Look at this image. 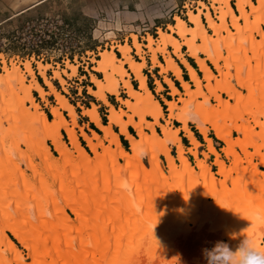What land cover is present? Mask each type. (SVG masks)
<instances>
[{"label":"bare ground","instance_id":"1","mask_svg":"<svg viewBox=\"0 0 264 264\" xmlns=\"http://www.w3.org/2000/svg\"><path fill=\"white\" fill-rule=\"evenodd\" d=\"M233 1L237 5L239 15L232 7L230 0H212L211 6L218 14V20H220V23H218L215 17L211 14L209 6H207L204 2H200V7L198 4L199 1L197 0L198 6L195 10L200 9L198 13L192 12L190 14L189 23L191 26H189L184 19L176 16L178 27L174 28L171 26L170 29L172 30V33L160 29L158 33L160 36L158 35V39H155L152 35H149V37L146 38L148 44L145 47L151 54L153 66L161 68V73L166 74L167 72H172L181 82L184 89V93H182L176 87L172 79L167 76L165 77V83L172 90V95L180 97L178 101H168L167 99H164L169 106V118L166 120V125L161 124V119L164 117L163 108L148 87L147 76L142 72L146 62L145 57L142 55L143 44L139 42L137 35H133V46L129 43L118 46L119 52L122 54V58H119L116 55L113 48V50L101 53L100 60H93L97 63L95 70L102 73L104 77L101 79L92 74V82L94 83L95 88L89 87L88 91L109 108L108 125H104L101 121L100 114L95 104L92 105L91 109H84L83 112V115L89 118L92 123L96 124L103 133L101 136L95 132L93 138L88 134L83 133V137L88 143L89 149H91V151L96 155L95 158H92L86 149L83 148L75 130L78 126L76 109L70 103L68 98L48 78L46 73L48 65L46 66L39 63V70L40 75L44 78L46 84L50 88V95L55 97L58 105L60 106V109L51 107L52 114L54 115L53 120L48 119L45 112L40 109L39 103L36 102L32 94V91L35 90L40 94L43 100H45V96L48 92H46V90L37 81L35 75L36 73L31 66V62L25 64L27 69L25 72L21 71L16 65L12 68H8L6 64L4 68L5 74L0 72V112L4 113V117H0V144L5 145L4 143H6L11 135H16L15 133H18L15 130H18L19 128L24 127L27 130H20L22 134L25 135L26 141L30 140V135L38 138L40 136V132H43L47 139L52 140L55 146L54 148H56L57 152L61 156L59 160H56V157L50 153V149L47 147V140L43 139L45 159L48 164L54 167V165L57 166V164L65 162L62 175L60 172H53L54 177L57 178L61 186L60 189H64L66 191L67 186L64 181H66V179L70 180L69 176L73 180L76 179L77 181H80L83 171H85L88 175L89 188L84 189L82 194H79V197L76 195L78 199H73L71 197L72 195L68 198V206L77 217L76 220H72L62 207L63 203L59 201L60 199L58 200V196L56 195V197H54L55 194H53L54 192L51 190L52 187L48 185V180L39 178L42 182L40 185H42L44 191L43 194H41V198H36L37 195L33 192L34 185H32L34 183L31 180V182L29 181L30 178L27 176L26 171H20L23 169L19 166V162L23 160L24 155L21 156L20 161L16 162V157L12 158L10 154L11 152L9 153L5 148V150L0 148V169L2 170L0 173V181L3 182L7 178L11 180L14 178L12 182L8 181L7 186L11 187L10 190L14 188L18 191L14 193L15 196L13 198H10L9 193H6L7 191L0 194V254L7 253L8 256H12L9 261L3 262L4 260H2V263L0 264H13L14 261H16L17 264H31L26 260L17 245L14 244L10 236L7 234V230H9L22 244V246L29 251V256L32 258L34 264H119V261L117 260L120 257L119 253H122L123 251L126 253L125 249L128 248L125 247H130V244L133 242L135 243L136 239H139L138 236L141 235V228L139 229V225L135 224L138 220L136 218L132 220L131 214L124 211L123 207H125L127 203L125 199L122 200L120 197L122 196L121 192L118 191L120 194L119 196V194L117 195L115 191L116 181L118 184H122L121 181L123 179L126 180L127 173L129 171L131 173V177L135 181L134 192L137 191L138 193L143 194V201L153 198V201L155 200L157 203L163 201L162 205L165 206L167 201L165 188L168 186L171 178L175 180L183 177L188 178L193 189L195 188L197 190L199 189L204 191L207 199L210 197L218 199L221 191L227 186L229 180L230 183L234 182L233 177H231V173L233 171H241L239 176L241 178H243V175L249 173L246 172L247 168H243L241 164L242 159L240 156V150L242 148L244 149L242 153L248 161L252 156V153L249 151V147H252L255 149V154L253 155L262 159L264 163V155L261 154L260 151V148L263 147L261 145H255V143L258 142V137H250L247 132L248 125H245L244 121L241 122V124L237 123L238 119L236 112L238 109L236 105L231 103V100H236L237 103L241 101V106L245 104L242 102L243 97L241 91H237V89L231 87V79H234L233 75H236V72L235 74H232L231 70L234 69L232 66L237 57L236 54L234 55V51L238 52L236 43L240 42V40L244 41L243 36L246 31L250 32L252 29L254 31L257 29L259 36L263 38L260 41H255L256 36H251L253 39H251L253 42L252 46L254 47L253 50L257 55L256 59L260 60V62L261 60H264V56L261 58V55H264L262 54L264 53V0H258V3H254L253 0ZM247 7L250 10H248ZM190 10L191 9H189L187 13ZM201 15H204L207 18V22L209 24L208 28L213 32L212 35L208 32L207 26L204 24ZM230 19L233 21L232 25L229 22ZM231 27H233L235 31L232 30ZM253 30L250 34L254 32ZM225 33L227 35H224ZM174 34H177L178 37H175ZM199 41H201V43ZM169 46L173 48V54L181 59L182 63L187 68L191 82L194 84L195 88H193L190 82H187L183 78L182 69L172 57V53L168 51ZM182 46L187 47V54L196 61L200 71L204 74V78L207 83L204 84L202 78L198 76L195 68L184 57L181 50ZM224 47L231 49V59L227 58L222 51ZM134 48L137 50V54L141 57L143 62H138L133 59L131 51ZM158 53H163L165 55L167 62L166 65H163L158 60ZM202 55H204L205 58ZM247 56L248 55H244V57ZM251 58L252 57L249 56L247 57L249 63H247L248 66L245 68L253 71L254 68L251 66ZM207 61H210L215 66V69L219 73L218 75L210 68ZM221 62L225 63V67L222 66ZM237 64L239 65L240 63L237 62ZM126 65L129 66V70L126 69ZM68 68L72 70L70 76L76 75L78 70L77 66L68 63ZM226 69L229 71L227 74L225 73ZM239 70L241 69L239 68ZM26 72L30 77H32L31 79H33L31 81V85L27 84ZM260 72H262V70ZM252 73L254 74V72ZM54 75V78L59 80L62 85H65V79L62 72L57 70ZM131 75H134L135 80L139 82V89L133 86L130 79ZM255 76L260 77L257 74H255ZM240 78L239 81L241 83L239 85L242 88L253 91V88L246 84L244 74H242V77ZM157 85V92H159L163 89V85L160 81H157ZM121 86L126 89V93L130 99L120 98L119 89ZM6 87H8V90L12 93L10 96L13 99L12 102H10V98L4 93ZM220 92L226 93L230 100H225ZM208 93L215 98L219 107H215L210 103ZM108 94L118 97V100L121 104L126 106L128 111L118 110L115 106H113L108 100ZM200 98H204L205 101L200 102L198 100ZM28 102L31 103L30 106L27 105ZM179 103L182 105L180 106ZM261 107H264V105H261ZM261 107L258 108L257 112H251L249 114H254V122L258 127L261 126L259 115H262L261 113H263ZM62 110L69 112L73 121L72 125L65 118ZM128 112H132L133 114H129ZM15 113H18V116ZM148 116L152 117L155 122L148 121ZM125 117H128L127 121L124 119ZM136 117H138L140 121H136ZM4 120L10 123L8 128H6L7 126H4ZM173 120L182 123L183 128L174 130L171 127V122H173ZM227 121H230L233 128H236V130L241 134L242 137L238 138L237 141L232 138L231 133L233 128L227 124ZM190 123L196 124L197 129L205 137L209 153L203 152L201 154L199 152L200 142L190 128ZM113 126L120 128V134L114 131L112 128ZM130 126L139 133L140 139L130 133L128 129ZM156 126L161 127L163 136L157 133ZM39 129H41V131H39ZM62 130H66L68 132L72 148L68 149V145L66 146L64 143L61 132ZM146 130H150L152 134H148ZM210 130L214 131L219 140L227 144V147L223 149V152L226 156L233 158L235 167L231 168V170L227 169L225 161L221 159L220 153L215 148L212 139L208 135ZM180 131L185 132V137L190 139L192 145L194 146L190 148L188 152L183 145L182 138L179 134ZM120 135L126 137V139L130 142L132 153H129L123 146L119 138ZM31 140H33V137ZM40 140V142L43 141L42 139ZM33 142L32 144H34ZM107 142L110 143L109 146H106ZM170 145L178 147V157L181 166L177 164L175 158L172 156ZM114 146L116 148H114ZM157 147L161 148L163 155L167 157L170 170L166 171L160 157L155 154V149ZM100 149H103L102 154H99ZM146 150L151 151V168L158 173L159 181H157V183L146 181L145 184L147 185L144 186L141 179L143 175H141V178L138 176L139 167L137 168V165H141V172L143 174L145 172L148 173L146 167H144L141 163L143 153ZM189 154L195 157L197 168L199 170L192 166L189 161ZM200 154L204 157L203 159ZM210 154L216 156L215 165L218 167V172L216 173L212 171L207 162V157ZM7 156L8 159L11 160V166L8 167L6 165L5 169H2V163H4ZM120 156L124 158L128 166H124L120 163ZM24 161L29 163L28 168L33 165L35 166V164L30 162L29 159L25 158ZM74 165H78V167L76 168ZM78 168L81 171H79ZM14 169L21 172V178L18 179L15 174L12 177V171ZM35 171L36 170L33 172L36 173ZM9 173H11L10 176L8 175ZM132 174H137V176L135 177ZM4 175L7 177H3ZM201 175L204 177L201 178ZM258 175L260 174L258 173ZM169 176L171 178H169ZM218 176H222V178L225 177V180L219 179ZM86 179L87 178H85V180ZM102 182H104V184ZM129 184L131 185V182ZM36 186L37 184L35 187ZM69 187L70 186H68V188ZM120 187L122 186L120 185ZM5 188L8 187L5 186ZM244 188L245 187L243 186V189ZM20 189H24L26 194L23 192V196H20ZM29 194L32 197H29ZM45 195H48L49 201L48 199H44ZM63 197L65 198V196ZM66 197H68V194ZM31 199L35 200V202H32L34 205H39L40 208L45 207L48 214L51 212L52 208H54L53 210L60 211L61 219L66 223V229H62L58 225H55L52 221L53 217L47 213H40L41 215L38 218L36 217L41 224V228L36 227V222L32 218L28 217V213L32 212L27 208L28 204H31ZM41 200H45V203L43 202L42 204ZM1 205L3 208H1ZM9 205L15 208V213H11L9 211ZM132 205L133 204H131V206ZM16 215L23 216L24 219H26V222L23 223L21 220H17L15 218ZM251 219L252 218L249 217L244 219V223L249 225H247V227L242 224L245 226L246 230L242 225V228L239 227L241 223L235 224L234 227L239 225L236 228L239 230L241 228V232H246V234L240 237V241L235 244V250H233V246H231V248L229 246L221 247V249L218 250L227 254L228 260H230L232 264H238L235 256L236 252H242L244 254L249 253L250 250L252 251L253 248H256V246L260 243L261 239H256L255 237H257L260 233L261 224H258L256 223V220ZM55 221L57 220L55 219ZM77 224H83L84 227L81 225L82 227L80 228L82 229L76 230ZM4 227L7 230H5ZM236 232L238 233V230H236ZM67 235L71 238L70 243L75 240L76 235L81 241V245L79 247H73V249L69 251L71 257L67 250L68 247L66 248L68 244V239L66 240ZM53 236H55V238ZM235 237V231H229V243L234 244ZM261 251L262 253L264 252V250Z\"/></svg>","mask_w":264,"mask_h":264},{"label":"rangeland","instance_id":"2","mask_svg":"<svg viewBox=\"0 0 264 264\" xmlns=\"http://www.w3.org/2000/svg\"><path fill=\"white\" fill-rule=\"evenodd\" d=\"M167 1H169V2H166L165 0H160L159 2H154L153 8H151V9H149V7H147V9H146V8H144V6L143 7L139 6L138 9H135V8H132V5H131L129 7V9L131 11H143V12L146 11L144 18H142L141 21H140V19L135 20L134 17H132L130 20H128V21L123 20L124 22H122L121 19L116 17V12H119L118 8L113 9L111 7L108 11H103V12L100 11V12H98V14L95 17H91V18L89 17L90 20H88L83 26H80V27H82L81 29H77L75 26H71V25L68 26V28L71 30L72 33L74 31V33L78 34L77 38L74 37L71 41H68V42H65V41L60 42L59 41L58 44H56V45L54 44L52 47L49 46V44H38L36 47L34 45V42L31 40L33 38H29V39L25 38L26 36L22 35L21 32H19V35H17L18 37H16L15 39H10L9 38L10 34L13 33L14 29H16L18 26H20L22 24V22H20V21L19 22L9 21L6 23H1L0 24V72L2 74H5L4 68H5L6 64H7L8 68H12V67H14V65H16L20 68L21 71L25 72L27 70L25 64L28 62H31V66L36 73L35 75L40 77L38 74V72H40L39 63H42L43 65H46V66L48 65L47 66L48 68L46 69L47 76L49 77L50 81L76 107L75 109L77 110V119H79V122H81L82 120H85V118H84L85 116L81 113L83 111V108H86L87 105L91 106V103H92L91 101L96 102L95 104L102 102L100 100H97L96 97L89 94L88 93L89 91H87L88 86H94V83H92L90 81V80H92V76H91L92 74H94L95 76H97L98 78H101V79H103V77H104V75L102 73H99L95 70L97 63L93 60H100L101 59V53L108 51V50H113V48H114L116 55L120 58V52L118 51L119 50L118 46L119 45H125L126 43H130V45L132 46V40L134 41L133 35H137L139 41L141 42V40H142L141 43L148 44V42L146 41V38H148L149 35H151L149 33L151 32L154 37L158 34V33L156 34L153 32L156 29L155 27L159 26V27H161L162 30L165 31V27H167L168 25H165V24L162 25V23L171 22V21L174 22V20H175L176 26L174 28H177L178 24H177L175 17H176V15L180 16L179 14L181 11V4L183 3V0H181V1H179V0H173V1L167 0ZM198 1H199V6L201 7L200 2H203V1L202 0H198ZM205 1H207V0H205ZM211 1L212 0H209L210 5L208 3H206V4H207V6H209L211 14L215 17V19L218 21V23H220V20H218V14L214 10V8L211 6ZM257 1H256V3H258ZM231 2H233V1L230 0V3ZM231 4H232V7L234 8V10H236L237 5L235 6L233 3H231ZM193 6H195V2L193 4ZM199 9L195 10V11L190 10L188 17L190 16V14L192 12L198 13ZM247 9H248V7H247ZM248 10H250V9H248ZM68 12H69V9L68 10L62 9V8L48 9V10H45L42 13V15L35 16L33 18H30V19H35L36 17H42L45 14H47V15L61 14V16L65 20L66 14H69ZM76 12H77V10H76ZM236 13L239 15L238 8L236 10ZM183 14H182V16L184 17ZM250 14H252V13H250ZM1 17H2V15H0V19H1ZM205 18L203 17V22L207 26L208 32L212 35L213 32L211 31V29L208 28L209 24L207 22V18H206V20H205ZM151 20H153V22ZM229 22L232 25V23H233L232 19H230ZM188 25L191 26V24H188ZM170 27H169L167 32L172 33V30L170 29ZM231 28H232V30H234L233 27H231ZM158 31H160V29ZM146 32H149V33L145 34ZM250 32L246 31V33L243 36L244 41L240 40V42L236 43V48H238L237 49L238 52L234 51V55L236 54L237 57L235 59V63L232 66L235 70L233 68H232L233 70H231L232 74H235V72H236V75H233L234 79H231L232 80V86L231 87L234 89H237V91H241V94L243 97L242 102H244L245 104L243 106H241V103H240L241 101L239 103H237L236 100H231V103L236 105V107L238 109L236 112L237 119H238L237 123L241 124V122L244 121L245 125L246 124L248 125L247 126L248 134L250 135V137H258V142H256L255 145L256 146L261 145L263 147V148H260L261 149L260 151H261V154L264 155V107H261V105H264V77H263L264 76V62H263L264 60H261V62H262L261 63L260 60L256 59L257 55H256L255 51L253 50V48H254L252 46V43H253L252 40L253 39L251 36H253V37L256 36L255 41H260L263 38L261 36H259V32L257 29L254 32H252V34H250ZM263 32H264V25H263ZM140 35H141V37H140ZM224 35H227V34L225 33ZM174 36L178 37L177 34H174ZM245 37H247V38H245ZM199 42L201 43V41H199ZM121 43H123V44H121ZM117 44H118V46L116 48L115 45H117ZM145 46L143 44L142 49L144 48L145 50H148ZM31 48H36L34 54H32ZM245 48H246V50H245ZM230 50L231 49H229L228 47H224L222 49L225 56L229 59H231V55H230L231 51ZM239 50H240V52H239ZM133 51H135V50L131 51V55L132 54L134 55V56H132L133 59L141 60L140 56L138 54L134 53ZM142 53H143L142 54L143 56H144V54H147V53L150 54L148 51L142 52ZM158 54L164 55L163 53H158ZM262 54H264V53H262ZM244 55H248L249 57H252L251 58L252 59L251 60L252 65L251 66L254 68L253 71L247 70L245 68L246 66H248L247 63H249V60L247 59L248 56L244 57ZM202 56L205 58L204 55H202ZM262 56H264V55H261V58H262ZM163 58L161 59V61L165 62L166 58H165V60ZM207 62H208V65L210 66V68L214 71V73L218 75L219 73L215 69V66L210 61H207ZM237 62L240 64L238 65ZM68 63L77 66L78 70H77L76 75L70 76V74L72 73V70L68 68ZM221 63H222V66L225 67V63H223V62H221ZM239 68L242 71L239 70ZM57 70L62 72L64 78L67 79V81L69 83L73 82L72 87L67 85L66 81H65V85H62L61 82H59L56 78H54L55 77V75H54L55 71H57ZM261 70H262V72H260ZM252 72H254V74ZM144 73H146V71H144ZM225 73L227 74V73H229V71L226 69ZM261 73H262V75H261ZM161 74H165V73H161ZM242 74H244V76L246 78V84L253 88L254 93H253V91L247 90L246 88H242L239 85L241 83L239 80L241 79L240 77H242ZM255 74L259 75L260 77H256ZM202 75H203V77H202ZM134 77L132 76L130 79H131L132 84L134 86H137L139 82L134 80ZM201 77H202V81L204 82V84L207 83V81L204 78L203 73L201 74ZM26 78H27V84L31 85V81L33 79H31L32 77H30L27 72H26ZM147 78H148V81H149V79H151V82L153 81L152 77H150L149 75ZM29 81H30V83H29ZM39 81L41 82L43 87L47 86L49 88V86L46 84V82H45V80H43V78L39 79ZM154 85L158 86L157 82H156V84L151 83V85H150L151 90L154 87ZM139 86H140V84H139ZM47 87H44V88L47 90ZM193 88H195V87H193ZM137 89H139V87ZM123 91H126V89H124L122 86L119 89L120 96L130 99L128 94L126 92L124 93ZM152 91L156 96V92L154 91V89ZM161 91H163V89ZM50 92L51 91L49 88V93L46 94L47 97L45 96V100H43V98L41 96H39L40 94L35 90L32 91V94H33L36 102L39 103L40 109L43 112H45V114L47 116L51 115L50 117H53L52 118V120H53L54 115L50 114L49 106L51 104H57L58 102L56 101L55 97L53 98V96L50 95ZM4 93L7 97L10 98V99L8 98L10 100V102H12L13 99H12V97H10L12 93L8 90V87H6ZM220 94L223 95L222 97L225 100H230V98L227 96L226 93L220 92ZM208 95H209L208 97H210V103L215 107H219L218 102L215 100V98L213 96H211V94H209V93H208ZM108 96H109V99L113 101V103L115 104V106L117 107L118 110L128 111L126 106L121 104L120 101H116V99H115V102H114V96L113 95L108 94ZM156 97H158V96H156ZM179 99H180V97H179ZM198 100L200 102L205 101L204 98H200ZM89 101H90V103H89ZM27 105L30 106L31 103L28 102ZM118 105H120V107ZM179 105L181 106L182 104L179 103ZM162 106L164 107V109H163V112H164L163 120L164 121H162V122H163V125H166L167 124L166 120L169 118V115H167V114H169V111L166 109L167 108L169 109V106L164 101L162 103ZM260 107H261L263 113H261L262 115H259L261 126L258 127L257 125H255L256 123L254 122V118H253L254 114H252V115H249V114L251 112H257L258 108H260ZM59 108H60V106H59ZM99 112L101 113V115H102V113H107L104 110L103 106H101L99 108ZM63 113L68 120L71 118L70 114L68 116L69 112L63 111ZM128 113L133 114L132 112H128ZM3 114H4L3 112H0V117H2V116L4 117ZM15 114L18 116V113H15ZM241 117H242V119H241ZM124 119L127 121L128 117H125ZM147 120L153 121L154 119L152 117L148 116ZM240 120H242V121H240ZM136 121H140V119L138 117H136ZM154 122H155V120H154ZM178 123H180V122H178V121L171 122V127L174 130L182 129L183 127L182 128H176ZM180 124H181V126L183 125L182 123H180ZM227 124L229 126H231V128H233L232 123L230 121H227ZM189 125H190V128L192 129V131L197 130V132L200 133V131L197 129L196 124L190 123ZM4 126H7L6 128H8L10 126V123L8 121L4 120ZM20 127H22V126H20ZM157 127L159 128L156 130L157 133L159 135L163 136L162 135L163 132H162L161 127L160 126H157ZM114 129L117 131L116 127ZM20 130L24 131L26 129L23 127V128H19L18 130H15L18 133H15L16 135H11L9 137V139L7 138L8 140L6 139L7 141H6V143H4L5 145L0 144V146H1L0 148L1 149L3 148V150L7 149V151L9 153L11 152L10 153L11 157L12 158L16 157V162L20 161L21 156L24 155L23 160L21 162H19V166L23 169L20 171H26L27 176L30 178L29 181L31 180L34 183V184H32V185H34L33 186V190H34L33 192L35 193V195H37V197H36L37 199L41 198V194H43V191H44L42 185H40V184H42V182L39 180V178L48 180L49 181L48 185L50 187H52L51 190L54 192L53 194H55L54 197H56V195L58 196V200L60 199L59 201L61 203H63L62 204L63 206L62 205L61 206L65 209L67 215L72 220H76V218H77L76 215L73 213L72 209H70L68 206V200H69L68 198H70V196L72 195L71 197L73 199H75V198L78 199L79 194L81 195L82 191L84 189L89 188V185H88L89 178H88L87 173L85 171L82 172L80 181H77L76 179L73 180L69 176L70 180L66 179V181H64V183H66V186H67L66 191L63 189L65 191L64 192L62 189H60L61 186H60L57 178L54 177L53 172L57 171V172H60V174L62 175L63 174L62 172L64 171V167H65V162L59 163V164H57V166L54 165V167H52V165H49L45 159L46 158L45 153H44L45 147L43 144L45 139L47 140V147L50 149V153L54 157H56L55 159L59 160L61 157L60 154L57 152L56 148H54L55 146H54L52 140L47 139L46 135L43 132H40V136L38 138L36 136L30 135L31 136V137L29 136L30 140L27 139L28 141H26L25 135H23ZM39 131H41V129H39ZM64 131H66V130H64ZM64 131L63 130L61 131L64 143L66 144V146L68 145L67 146L68 149L72 148V145L70 144L69 134L67 131H66V133ZM79 131H80V129H79ZM146 132L148 134H152V132L150 130H146ZM181 132L183 133L184 131H180L179 132L180 135H181ZM134 134H136L135 136L138 139H140V135L136 130H134ZM231 134H232V138L236 141L238 138L242 137L241 134L236 130V128L232 129ZM18 135H19V137H18ZM21 135L23 138L21 137ZM208 135L210 137H213L212 141H213L214 146H216L217 148L218 147L221 148L219 150L221 152L220 157L222 160L225 161L227 169L231 170V168H234L235 164H234L233 158L226 156V154L223 152V149L225 147H227V144L225 142L219 140L217 138V136L215 135L214 131H212V130H210V132H208ZM32 137H33L34 142H33V140H31ZM20 138L22 141L20 140ZM184 138H186V137H184ZM40 139H42V140L44 139V140L42 142H40L41 141ZM186 140L187 141L184 142L186 145H188L191 148L194 147L192 145L190 139L186 138ZM16 142H17V144H16ZM32 142L35 145L32 144ZM200 142L201 143H200L199 148L204 147L203 143H205V145H206L205 149H207V153H209V150L207 147L208 144L206 142L205 137L202 138V141H200ZM129 143H128L129 149L127 148L126 150L129 153H132L131 144H129ZM81 144H82L83 148L86 149V151L92 156V158L96 157V155L91 151V149H89L87 142L81 141ZM10 145H11V147H10ZM109 145H110V143L107 142L106 146H109ZM5 146H8L9 148L5 147ZM244 146H246V145H244ZM29 148H30V150H29ZM114 148H116V147L114 146ZM20 149H21V151H20ZM31 149H32V151H31ZM170 149H171V154L175 158L177 164L179 166H181V164L179 162V157H178V147L170 145ZM186 151L188 152L189 149H186ZM243 151H244V149L242 148L240 150V153H241L240 156L242 159L241 164H242L243 168H247L246 172H249V173L243 175L242 176L243 178H241V177H239L240 173H241L240 170H239L240 172L233 171L231 173V175H232L231 177H233L234 182L230 183V180H229L227 186L221 191L220 196L218 197L219 201H218V199H215L213 197H210L209 199H207L205 192L202 190H199V189H198L199 191L195 188L193 189L192 184L190 183L189 179L185 178V177L178 178L177 180H175L169 176V178H171V180H170L168 186H166V188H165V192L167 194L166 200L168 201V202L166 201L167 206L162 205L163 201H161L162 203L161 202L157 203L155 200L153 201V198H149V199H147V201H143V196H142L143 194H140L137 191L134 192L135 181L131 177L130 171L127 173L126 180L123 179L121 181L122 184H118L116 181L115 191H116L117 195L119 194L118 191L121 192L122 196H120V194H119V196L122 198V200L125 199V201L127 203V205L125 207H123L124 211L127 212L128 214H131L132 220L136 218L138 220V222L135 224L139 225V229L141 228V231H140L141 235L138 236L139 239H136L135 243L133 242L132 244H130V247L129 246L125 247V248H128V249H125L126 253H125V251H123L122 253L121 252L119 253L120 257H119V259H117L119 261V264H232L230 262V260H228V255L221 252V251H218V250H220L221 247H227V246H229L230 248H231V246H233L232 248H233V250H235V244L240 241V237H242V235L246 234L245 231L241 232L240 230H241L243 225H245V226L248 225V224L244 223L245 222L244 219H246L247 217L252 218L251 220H256V223L261 224L260 233L257 235V237H255L256 239H261V240H260L259 245L256 246V248H253L252 251L250 250L249 253L244 254L242 252L241 253L236 252L235 253L236 259L238 261V264H264V252L262 253V251H261V250H264V163H263L262 159H260L256 155L255 156L253 155V154H255L254 148L249 147V151L252 153V156L250 157L249 161L245 158L244 154L242 153ZM102 153H103V149H100L99 154H102ZM12 154H14L15 156ZM155 154L160 157V160H161L162 164H164L166 171L170 170L167 157L165 155H163L162 149L157 147L155 149ZM210 155L207 157V162L210 165L212 171H214L216 173V172H218V167L215 165V160L213 159V157L216 158V156L212 155V154H210ZM190 156H191V158H189V161L191 162L192 166L196 167V169H198L195 157L192 155H190ZM200 156L202 159L204 158L201 154H200ZM151 157H152L151 151L146 150L143 153V157H142V161H141L142 165L144 167H146V169L148 170V173L145 172L143 174L141 172L142 171V168L140 167L141 165L140 164L137 165V168L139 167L138 168V176L141 178V175H143L141 179H142V183L144 186L147 185V184H145L146 181H151L153 183H157V181H159L158 173L151 168V161H150ZM25 158L29 159L30 162L35 164V166L33 165L32 167L28 168L29 163H26L24 161ZM9 160L10 159H8V156H7V158L5 159L6 162L4 161V163H2V169H5L6 165L8 167L11 166V160L10 161ZM119 160H120V163L122 165L128 166L127 162L124 160V158L122 156H120ZM210 161H212V162H210ZM74 166H76V168L78 167V165H74ZM14 170L12 171V173H13L12 177L15 174V176L17 175L18 179L21 178V172H19L17 169H14ZM34 170H36L35 171L36 173L33 172ZM78 170L81 171L79 168H78ZM1 172H2V170L0 169V173ZM257 172L260 175H258ZM8 175L10 176L11 173H9ZM84 175H85V177H84ZM132 175L135 177L137 176V174H135V175L132 174ZM3 177H7V176L4 175ZM200 177L203 178L204 176L201 175ZM218 177L221 180H225V177H223V178H222V176H218ZM85 178H87L88 180L87 179L85 180ZM82 179H83V181H82ZM12 180H14V178ZM12 180L7 178L3 182L0 181V194L3 193L4 191H7L6 193H9L10 198H13L15 196L14 193L17 190L12 188L13 189V191H12V189L10 190L11 187L7 186L8 181L12 182ZM126 182H127V184H126ZM130 182H131V185L129 184ZM102 183L104 184V182H102ZM36 184L38 187L37 186L35 187ZM120 185L122 187H120ZM123 185H124V188H123ZM5 186L8 188H5ZM68 186L71 187V190H70V187L68 188ZM102 186H104V185H102ZM243 186L245 187L244 189H243ZM78 187L82 188V189H79ZM119 187H120V190H119ZM122 189H123V191H122ZM8 190H9V192H8ZM20 190L22 192V194L20 192V196H23V192L26 194V191L24 189H20ZM207 192H208V190H207ZM25 194H24V196H25ZM67 194H68V197H66ZM76 195H78V197ZM28 196L32 197V196H30V194ZM45 196H44V199L45 200L48 199V195H45ZM63 196H65V198ZM121 198H119V199H121ZM31 200H32L31 204L30 205L28 204L27 208H28V210L30 209L32 212L28 213L29 214L28 217L32 218L36 222V224H35L36 227L41 228V224L37 218L42 213L48 214V212L45 210V207L40 208L39 205H36V204L34 205V203H32V202H35V200H33V199H31ZM45 200L44 201L41 200L42 204H43V202L45 203ZM48 201H49V199H48ZM66 201H67V203H66ZM169 201H170V203H169ZM131 204H133V205L131 206ZM45 206H47V205H45ZM162 206H164V207H162ZM8 207H9V211L11 213H15V208L13 206L9 205ZM1 208H3V206ZM53 209L54 208H52L51 212L49 213L53 217V218L51 217L53 219L52 220L53 223L55 225H58L62 229H66V223L64 220L61 219L60 211L53 210ZM15 218L19 221L21 220L23 223L26 222V219H24V217L21 215H16ZM55 219L57 221H55ZM234 222H238V223H234ZM235 224H240V226L236 225V227L237 226L241 227L240 230L238 228L234 227ZM81 225L84 227L83 224H80V225L77 224L76 230H81L82 229V228H80V227H82ZM245 226H243L244 229H245ZM232 228L238 230V233L236 232V230H233ZM4 229L7 230L5 227H4ZM229 231H235L236 237L234 239V244L229 243V240H228ZM7 234L10 236V238L12 239L14 244H16L17 247L22 251L26 260L29 263L34 264V262L32 261V258L29 256V251L22 246V244L14 237V235L9 230H7ZM53 237L55 238V236H53ZM67 239H68V242H67L68 244H67L66 248L67 247L70 248V249L67 248V250H68V253L71 257V254L69 251L72 250L73 247H79L81 245V241L77 237V235H76L75 240L72 241V243H70L71 238L69 235L66 236V240ZM218 243H222V245H218ZM74 244H75V246H74ZM257 248H258V250H257ZM142 249H143V251H142ZM123 254H124V256H123ZM0 255H1L0 256V263H2V260H4L3 262H5V261H9L10 257L12 258V256H8L7 253H1ZM13 264H17L16 261H14Z\"/></svg>","mask_w":264,"mask_h":264},{"label":"crops","instance_id":"3","mask_svg":"<svg viewBox=\"0 0 264 264\" xmlns=\"http://www.w3.org/2000/svg\"><path fill=\"white\" fill-rule=\"evenodd\" d=\"M160 0H0V15H2L1 19H0V24L1 23H6V22H9V21H17V22H23L25 20H28L30 18H33L35 16H40L42 15V13L45 11V10H48V9H55V8H62V9H66L68 10L69 9V14H66V17H65V22L68 24V25H71V26H75L77 29H81L82 27L80 26H83L89 19V17H95L98 12L100 11H108L111 7L114 9V8H118L119 9V12H116V17L121 19L122 22H124L125 20H130L132 17H134V19H141L144 18V15L146 13L143 12V11H131L129 9V7L132 5V8H135V9H138L139 6L140 7H143L147 9V7H149V9L153 8V3L154 2H159ZM166 2H169L167 0H165ZM173 1V0H171ZM180 1V0H179ZM257 1V0H256ZM255 0H253L254 3H256ZM165 2V3H166ZM204 3H206V1L204 0L203 1ZM233 3L235 6H236V3L235 2H231ZM199 4V3H198ZM77 10V12H76ZM195 10V9H194ZM237 10V8H236ZM180 13H184V17L182 16V14L180 15L181 18H183L188 24L189 23V17H188V14L189 12L185 13V11H181ZM178 16V15H176ZM179 16V17H180ZM87 17V18H86ZM203 17L205 18L204 15H201V18L203 20ZM174 18V17H173ZM176 18V17H175ZM174 18V19H175ZM14 19V20H13ZM124 20V21H123ZM206 20V18H205ZM153 22V20H151ZM168 25L169 27L170 26H173L175 27L176 26V22L174 20L171 21V22H165V23H162V25ZM79 25V26H78ZM167 26V27H168ZM159 27V26H158ZM155 27L156 29H161V27ZM165 27V31H168L169 27L167 28ZM156 29L153 31L154 33L156 32ZM83 30V29H82ZM159 33V31H157ZM149 32H146L145 34H148ZM142 34V33H141ZM149 34L152 35V33L150 32ZM153 36V35H152ZM141 37V35H140ZM144 37V36H143ZM146 37V36H145ZM154 37V36H153ZM155 39H158L159 36H155L154 37ZM139 40V39H138ZM140 42V41H139ZM142 42V40H141ZM140 42V43H141ZM123 44V43H121ZM130 44V43H129ZM134 44V41L132 40V46ZM145 45H147L146 43H142ZM118 44L115 45V47L117 48ZM118 50V49H117ZM133 51L134 53L137 54V50L134 48ZM182 50V53L184 54V57L188 60V62L190 63L189 61V58H191L193 60V62L195 63L196 67H194L191 63V65L195 68L197 74L199 77H201V71L196 63V61L190 57L188 54H187V47L185 46H182L181 48ZM119 51V50H118ZM148 50H145L143 48V52H147ZM168 51L170 53H172V57L176 60V62L179 64L180 68L182 69V75H183V78L187 81V82H190L191 85L194 87V84L191 82V79H190V75H189V72L187 70V68L185 67V65L182 63L181 59H179L177 56H175L173 54V48L172 47H168ZM132 56H134L132 54ZM158 56V60L163 64V65H166V60H165V55H161V54H157ZM144 57H145V62H146V65L145 67L142 69V72L144 73V71H146V73H144L147 77L148 75L150 77H152L153 81L151 82V79H149L148 81V78H147V84H148V87L150 88L151 90V83H155L157 81H160L161 84L163 85V91H160L159 93L157 92L158 90V86L154 85V87L152 88V90L154 89V91L156 92V97L155 94L153 93L154 97L156 98L157 101H159V103L161 104L162 106V103L163 101L166 103V101L164 99H167L168 101H177L179 100V96H173L172 95V90L170 89V87L165 83V77H169L170 79H172L174 81V84L176 85V87L182 92L184 93V89L182 87V84L181 82L174 76V74L172 72H167L166 75L165 74H161V68L159 67H156V66H153V61H152V58H151V54H144ZM165 60V62L161 61L162 58ZM120 58H122V55L120 53ZM141 58V57H140ZM136 61H140L142 62V59L141 60H136ZM126 69L129 70V66L126 65ZM39 76H36L37 77V81L39 82V84L43 87V85L41 84V82L39 81V79L43 78L41 75H40V72H38ZM134 77V75H131V77ZM64 77V76H63ZM203 77V75H202ZM201 77V78H202ZM49 78V77H48ZM65 79V78H64ZM44 80V78H43ZM134 80H135V77H134ZM59 81V80H58ZM65 81L67 82V85L71 86L72 87V83H69L67 81V79H65ZM92 82V80H90ZM60 82V81H59ZM45 83V82H44ZM93 83V82H92ZM95 86V85H94ZM94 86H88L87 87V91H88V88L89 87H93L95 88ZM134 86V85H133ZM44 87H47V86H44ZM43 87V88H44ZM122 87V86H121ZM135 88H138L139 87V83L137 86H134ZM45 89V88H44ZM46 90V89H45ZM46 92L49 93V88L47 87V90ZM124 93L126 91H123ZM89 93V92H88ZM90 94V93H89ZM111 95V94H110ZM40 96V95H39ZM50 97V96H49ZM108 97V100L109 102L115 106V104L113 103L112 100L109 99V96L107 95ZM111 97V96H110ZM122 99H128V98H124L122 96H120ZM54 98V97H53ZM115 99L116 101H119L118 100V97L114 96V102H115ZM54 100V99H53ZM69 100V99H68ZM98 100V99H97ZM96 100V101H97ZM55 101V100H54ZM56 102V101H55ZM91 106H86V108H83V111L81 112L83 114L84 112V109H91L92 108V105L95 104L96 102H93L91 101ZM71 103V102H70ZM90 103V101H89ZM72 104V103H71ZM167 104V103H166ZM73 105V104H72ZM97 106V109H98V112H99V108L101 106L104 107V110L107 112V113H101L99 112L100 114V117H101V121L103 122L104 125H108V111H109V108L103 103V102H99L98 104H95ZM74 106V105H73ZM120 107V105H118ZM51 107H54V108H57V109H60L59 106H58V103L57 104H51L49 106V112L50 114H52V111H51ZM75 107V106H74ZM116 107V106H115ZM76 108V107H75ZM117 108V107H116ZM162 108L164 109V107L162 106ZM168 110V108L166 109ZM77 112V110H76ZM62 113H63V110H62ZM64 114V113H63ZM166 114V113H165ZM169 115V114H167ZM51 116V115H50ZM65 116V115H64ZM68 116H69V113H68ZM49 120H52L53 117H49L47 116ZM79 117V116H78ZM66 118V117H65ZM85 120H82L81 122H79V119H77V122H78V126L75 128L77 134H78V137H79V140L80 142L81 141H85V138L83 137V133H86L88 134L90 137H94V133H98L102 136V132L101 130L97 127L96 124L92 123V121L87 118V117H84ZM67 119V118H66ZM68 120V119H67ZM151 121V120H150ZM164 121L163 119H161V123L163 124ZM68 122L72 125L73 124V121L72 119L70 118L68 120ZM151 122H154L151 121ZM174 122V121H173ZM94 125L100 132L96 131L93 126ZM190 126V125H189ZM117 128V131L114 129V128ZM183 125L181 126L180 123H178L177 127L176 128H182ZM80 131H79V129ZM114 129V131L118 134H120V129L117 127V126H113L112 127ZM83 129V130H82ZM130 133L135 136L136 134H134V128L133 127H128ZM134 129V130H133ZM159 129L157 126H156V130ZM66 133V131H64ZM195 134V132H194ZM121 136L126 139V137H124L123 135H120L119 138H120V141L122 143V140H121ZM196 136V134H195ZM136 137V136H135ZM180 137L182 138V142H183V145L185 146L186 149H190L191 147H189L188 145H186L184 142H186V138L185 137V133L181 132V135ZM196 138L198 139V137L196 136ZM202 138H204L202 136ZM211 139H213V137H210ZM199 140V139H198ZM127 143H129V141L126 139ZM200 142V140H199ZM201 143V142H200ZM86 144V143H85ZM123 144V143H122ZM130 144V143H129ZM204 147L202 148H199V152L202 154L203 152H207V149H205V143H203ZM87 146V145H86ZM124 146V145H123ZM125 147V146H124ZM126 148V147H125ZM215 148L218 150V152L221 154V152L219 151L221 148H217L215 146ZM127 149V148H126ZM189 158H191L190 155H188ZM211 156V155H210ZM214 160H216V158L213 157ZM212 162V161H210Z\"/></svg>","mask_w":264,"mask_h":264},{"label":"built area","instance_id":"4","mask_svg":"<svg viewBox=\"0 0 264 264\" xmlns=\"http://www.w3.org/2000/svg\"><path fill=\"white\" fill-rule=\"evenodd\" d=\"M194 2L195 6H193ZM206 3L209 4V0H207ZM197 6V0H183V3L181 4V11L184 10L186 13L189 9H196ZM179 15H181V13ZM68 26L69 25L65 22L61 14H45L42 17L28 19L22 22L20 26L14 29L9 38L15 39L18 37L17 35H19V32H21L22 35L26 36L25 38H33L31 40L34 42L36 47L38 44H49V46L52 47L54 44H58L59 41L68 42L74 37L77 38L78 34L74 33V31L72 33ZM157 31L158 30L156 29V34L158 33ZM35 50L36 48H31L32 54L35 53Z\"/></svg>","mask_w":264,"mask_h":264},{"label":"trees","instance_id":"5","mask_svg":"<svg viewBox=\"0 0 264 264\" xmlns=\"http://www.w3.org/2000/svg\"><path fill=\"white\" fill-rule=\"evenodd\" d=\"M180 1H181V0H180ZM189 61H190V63H191L194 67H196L195 63L193 62V60H192L191 58H189ZM49 117H50V115H49ZM92 126H93V128H94L96 131L100 132V131H99L94 125H92ZM193 131L195 132V134H196V136L198 137V139H199L200 141H202V135H201L200 133H198L197 130H193ZM121 140H122L123 145H124L126 148L129 149V145H128L126 139H124V138L121 136Z\"/></svg>","mask_w":264,"mask_h":264},{"label":"clouds","instance_id":"6","mask_svg":"<svg viewBox=\"0 0 264 264\" xmlns=\"http://www.w3.org/2000/svg\"><path fill=\"white\" fill-rule=\"evenodd\" d=\"M218 245H222V243H218ZM218 245H217V246H218ZM258 255H259V254H258ZM238 258H239V257H238Z\"/></svg>","mask_w":264,"mask_h":264}]
</instances>
